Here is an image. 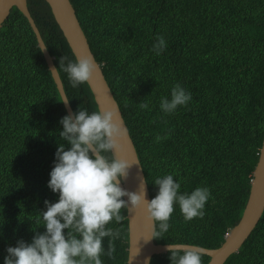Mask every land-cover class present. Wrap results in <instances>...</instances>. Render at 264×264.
<instances>
[{
  "label": "trees",
  "instance_id": "trees-1",
  "mask_svg": "<svg viewBox=\"0 0 264 264\" xmlns=\"http://www.w3.org/2000/svg\"><path fill=\"white\" fill-rule=\"evenodd\" d=\"M95 62L120 111L150 199L157 176L172 174L181 192L207 187L204 216L185 221L174 205L155 245L216 249L244 209L264 135V0H69ZM26 8L58 73L72 112L97 110L86 83L72 88L59 66L74 58L43 0ZM165 39L159 56L150 51ZM179 83L191 100L162 114L160 97ZM26 19L12 7L0 27V261L6 246L42 232L39 211L66 114ZM59 100V101H58ZM141 102L149 105L141 109ZM160 135L166 139L155 141ZM67 144H65V149ZM124 219L111 257L126 264ZM155 228V224H154ZM109 238H102L107 252ZM209 258L201 255V264ZM150 264H170L168 253ZM224 264H264V211Z\"/></svg>",
  "mask_w": 264,
  "mask_h": 264
},
{
  "label": "clouds",
  "instance_id": "clouds-1",
  "mask_svg": "<svg viewBox=\"0 0 264 264\" xmlns=\"http://www.w3.org/2000/svg\"><path fill=\"white\" fill-rule=\"evenodd\" d=\"M165 47V39L156 36L150 51L159 56ZM58 63L72 88L87 82L95 71L88 56L67 63L60 57ZM59 100L67 103L69 98ZM190 100L191 94L175 83L167 97H160L159 109L162 114H171ZM139 107L143 110L149 105L141 102ZM115 117V111L108 108H77L59 119L61 128L57 134L63 143L56 146L46 181L56 199L43 201L44 209L39 211L43 231L33 229L28 242L17 239L14 246H6L0 264H103L101 254L111 257V240L119 235L118 230L106 225L110 221L119 224L124 219L120 210L128 206L143 204L146 218L155 224L148 236L151 238L161 237L168 230L174 205L185 221L204 216L209 189L198 186L181 192L180 183L172 174L153 179L156 192L151 199L145 198L144 177L136 192L121 187L131 163L111 154L114 149L119 150L118 141L126 133ZM166 138L167 135H157L155 141ZM104 237L109 238L107 252L102 248ZM165 250L170 264H201L200 252L192 247L169 242ZM150 260L145 257L144 264H150Z\"/></svg>",
  "mask_w": 264,
  "mask_h": 264
},
{
  "label": "water",
  "instance_id": "water-1",
  "mask_svg": "<svg viewBox=\"0 0 264 264\" xmlns=\"http://www.w3.org/2000/svg\"><path fill=\"white\" fill-rule=\"evenodd\" d=\"M51 13V16L59 28L74 60L81 56H88L95 65V71L86 83L96 109L103 111L104 109H112L116 113L115 119L121 127L125 128L120 111L114 101L112 94L104 80L99 65L95 62L92 53L89 50L86 39L75 17L74 10L69 0H43ZM12 7L26 19L45 62L47 71L55 85L57 93L61 97H65L62 84L58 73L53 65V59L46 51L44 44L39 36L36 27L26 8V0H0V27L7 19ZM66 114L72 113L68 102L61 100ZM119 150L114 149L112 156L116 159H124L131 163L128 169V175L122 179L121 187L131 191H138V185L142 177H144L139 161L137 159L134 146L126 133L118 141ZM145 198L150 199L147 185L145 183ZM126 199V197H122ZM127 221V258L126 264H144L145 257L167 253L166 245H155L153 238L148 237L154 229V223L146 218L143 204L137 205L135 208L128 206L125 208ZM264 211V135L258 152V159L253 169L250 181L248 197L242 211L238 223L232 227L224 236L223 242L216 249H204L201 247L185 245L192 247L200 252V255L209 258L207 264H224L225 261L233 254L237 253L242 244L249 237L261 215Z\"/></svg>",
  "mask_w": 264,
  "mask_h": 264
}]
</instances>
